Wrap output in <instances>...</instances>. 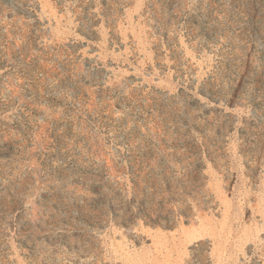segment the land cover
Wrapping results in <instances>:
<instances>
[{
    "label": "rangeland",
    "instance_id": "rangeland-1",
    "mask_svg": "<svg viewBox=\"0 0 264 264\" xmlns=\"http://www.w3.org/2000/svg\"><path fill=\"white\" fill-rule=\"evenodd\" d=\"M0 264H264V0H0Z\"/></svg>",
    "mask_w": 264,
    "mask_h": 264
}]
</instances>
